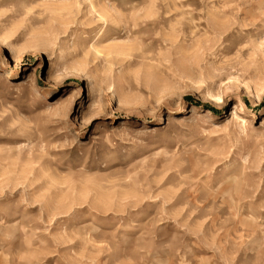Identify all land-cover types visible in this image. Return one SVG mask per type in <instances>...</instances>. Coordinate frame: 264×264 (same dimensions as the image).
Returning <instances> with one entry per match:
<instances>
[{"label": "rangeland", "instance_id": "obj_1", "mask_svg": "<svg viewBox=\"0 0 264 264\" xmlns=\"http://www.w3.org/2000/svg\"><path fill=\"white\" fill-rule=\"evenodd\" d=\"M0 264H264V0H0Z\"/></svg>", "mask_w": 264, "mask_h": 264}]
</instances>
